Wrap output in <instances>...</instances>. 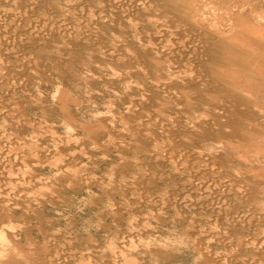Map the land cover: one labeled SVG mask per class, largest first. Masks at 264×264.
<instances>
[{
  "label": "rangeland",
  "instance_id": "obj_1",
  "mask_svg": "<svg viewBox=\"0 0 264 264\" xmlns=\"http://www.w3.org/2000/svg\"><path fill=\"white\" fill-rule=\"evenodd\" d=\"M0 190V264H264V0H0Z\"/></svg>",
  "mask_w": 264,
  "mask_h": 264
},
{
  "label": "built area",
  "instance_id": "obj_2",
  "mask_svg": "<svg viewBox=\"0 0 264 264\" xmlns=\"http://www.w3.org/2000/svg\"><path fill=\"white\" fill-rule=\"evenodd\" d=\"M92 145L84 147L81 141H69L65 145L64 171L57 170L58 173H64L68 181L73 178H79L85 184H94L102 180L103 170L98 162L105 161L100 151H95ZM55 152V151H54Z\"/></svg>",
  "mask_w": 264,
  "mask_h": 264
},
{
  "label": "bare ground",
  "instance_id": "obj_3",
  "mask_svg": "<svg viewBox=\"0 0 264 264\" xmlns=\"http://www.w3.org/2000/svg\"><path fill=\"white\" fill-rule=\"evenodd\" d=\"M41 1V0H40ZM171 2V1H170ZM6 15V14H5ZM26 15V14H25ZM4 21V20H3ZM11 25V24H10ZM35 26V25H34ZM9 29V28H8ZM35 40V39H34ZM34 43V42H33ZM65 92V91H64ZM68 98H69V96L67 95V94H64V95H62V97L60 98V100H62V101H67L68 100ZM59 99V98H58ZM54 160V159H53ZM42 164V163H41ZM182 177V176H181ZM39 178V177H38ZM30 181V180H29ZM35 181H36V179H35ZM34 181V182H35ZM231 187V186H230ZM3 190V189H2ZM1 191V190H0ZM169 192V191H168ZM182 194V193H181ZM177 201V200H176ZM218 209H219V207H218ZM239 218V217H238ZM251 222V221H250ZM238 223V222H237ZM129 224V223H128ZM245 224V223H244ZM208 234V233H207ZM127 238V237H126ZM140 238V237H139ZM7 238H6V233L2 230V232H0V241L2 240H6ZM247 239V238H246ZM126 240V239H125ZM124 240V241H125ZM127 240H129V239H127ZM140 240V239H139ZM113 241V240H112ZM6 242V241H5ZM127 242H129V241H127ZM127 242H125V244H127ZM220 242V241H219ZM132 243V242H131ZM139 243V242H138ZM141 243V242H140ZM242 243V242H241ZM257 243V242H256ZM130 244V243H129ZM137 244V243H136ZM113 245V244H112ZM128 245V244H127ZM129 246V245H128ZM140 246V245H139ZM112 247V246H111ZM108 248V247H107ZM126 248V251L127 252H125V253H130V251L129 250H131V249H133V248H130V249H128L127 247H125ZM124 248V249H125ZM93 250V249H92ZM117 250V249H116ZM116 250H114V251H116ZM119 251V250H118ZM118 251H116V253L118 252ZM125 251V250H124ZM124 251H123V256L122 255H120V254H122V252H120V257H118V258H120L121 260V262H123L122 264H124V263H126V261H130L131 260V256H129L130 258H128V260H127V258H125V256H124ZM132 252V251H131ZM119 253V252H118ZM117 253V254H118ZM68 254H69V252H68ZM131 254V253H130ZM1 255V254H0ZM128 255V254H127ZM126 255V256H127ZM118 256V255H117ZM133 258H135L134 256H133ZM86 260V259H85ZM134 261V260H133ZM136 261V260H135ZM117 262H118V260H117ZM99 264V263H98ZM114 264V263H113ZM117 264V263H116ZM121 264V263H120ZM127 264V263H126ZM129 264V263H128Z\"/></svg>",
  "mask_w": 264,
  "mask_h": 264
}]
</instances>
